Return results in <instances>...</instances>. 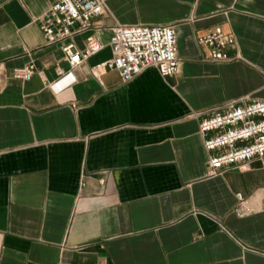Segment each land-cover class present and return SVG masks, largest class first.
<instances>
[{
	"label": "crops",
	"instance_id": "obj_1",
	"mask_svg": "<svg viewBox=\"0 0 264 264\" xmlns=\"http://www.w3.org/2000/svg\"><path fill=\"white\" fill-rule=\"evenodd\" d=\"M52 1L0 0V264H264V162L208 175L197 129L264 99V0H104L71 39L104 47L73 68L38 28ZM114 23L172 26L176 74L93 77ZM213 28L228 61L198 42Z\"/></svg>",
	"mask_w": 264,
	"mask_h": 264
},
{
	"label": "built area",
	"instance_id": "obj_2",
	"mask_svg": "<svg viewBox=\"0 0 264 264\" xmlns=\"http://www.w3.org/2000/svg\"><path fill=\"white\" fill-rule=\"evenodd\" d=\"M101 15L110 16L104 0H53L40 16L38 28L46 45L60 44L69 67L73 68L104 47L92 35L84 38L82 50H76L71 43L73 37L90 30L91 18ZM110 32L107 42L110 58L90 69L96 79L106 71H114L125 83L147 68H153L161 79L176 74L178 58L172 26H123L114 23ZM198 42L208 47L211 61L230 60L224 52L230 40L223 37L219 28L201 36ZM32 72V66H26L14 70L12 77L26 81ZM56 76L50 87L63 78H67V82L61 87L74 82L70 70L62 73L56 69ZM197 129L208 152V175L213 176L232 167L242 169L251 160L264 162V99L227 101L210 110L198 123Z\"/></svg>",
	"mask_w": 264,
	"mask_h": 264
}]
</instances>
